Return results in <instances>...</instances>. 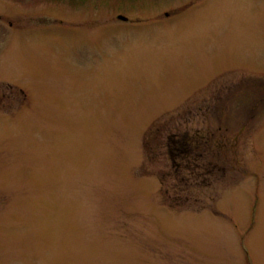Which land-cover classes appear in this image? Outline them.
I'll return each instance as SVG.
<instances>
[{
	"label": "rangeland",
	"instance_id": "1",
	"mask_svg": "<svg viewBox=\"0 0 264 264\" xmlns=\"http://www.w3.org/2000/svg\"><path fill=\"white\" fill-rule=\"evenodd\" d=\"M253 81L264 0H0V264H264Z\"/></svg>",
	"mask_w": 264,
	"mask_h": 264
},
{
	"label": "flooded vegetation",
	"instance_id": "2",
	"mask_svg": "<svg viewBox=\"0 0 264 264\" xmlns=\"http://www.w3.org/2000/svg\"><path fill=\"white\" fill-rule=\"evenodd\" d=\"M253 83L255 84V86H252L251 88H247V85H245L247 84L246 82L242 83V86H240V91H242L243 93H245L247 89L252 91L255 101L261 104L262 102H264V82L253 81Z\"/></svg>",
	"mask_w": 264,
	"mask_h": 264
},
{
	"label": "water",
	"instance_id": "3",
	"mask_svg": "<svg viewBox=\"0 0 264 264\" xmlns=\"http://www.w3.org/2000/svg\"><path fill=\"white\" fill-rule=\"evenodd\" d=\"M117 17L119 18V19H121V20H123V19H125V16L124 15H117Z\"/></svg>",
	"mask_w": 264,
	"mask_h": 264
}]
</instances>
